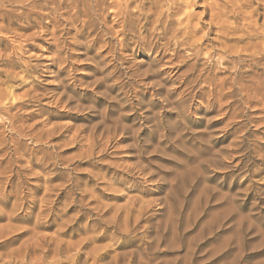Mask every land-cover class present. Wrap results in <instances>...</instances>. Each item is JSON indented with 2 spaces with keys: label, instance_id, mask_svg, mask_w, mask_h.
I'll list each match as a JSON object with an SVG mask.
<instances>
[{
  "label": "clouds",
  "instance_id": "clouds-1",
  "mask_svg": "<svg viewBox=\"0 0 264 264\" xmlns=\"http://www.w3.org/2000/svg\"><path fill=\"white\" fill-rule=\"evenodd\" d=\"M0 264H264V0H0Z\"/></svg>",
  "mask_w": 264,
  "mask_h": 264
}]
</instances>
